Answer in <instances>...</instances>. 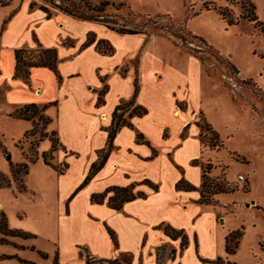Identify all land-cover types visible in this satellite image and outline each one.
Listing matches in <instances>:
<instances>
[{"label": "crops", "instance_id": "1", "mask_svg": "<svg viewBox=\"0 0 264 264\" xmlns=\"http://www.w3.org/2000/svg\"><path fill=\"white\" fill-rule=\"evenodd\" d=\"M31 2L10 0L0 5V104L8 115L29 103L44 107L43 114L50 118L49 127L60 143L51 162H66L67 168L59 173L43 161L41 154L52 142L46 137L40 140V156L24 177L26 191L14 193L22 204L14 212L6 209L8 226L30 237H7L19 249L10 252L15 258H0V264H23L18 259L52 264L55 256L58 264H90V259L105 264L124 253L132 254L130 264L214 260L217 249H225L231 230L220 224L227 221L222 206L231 207L234 202L222 197L230 192L214 195L212 203L199 202L202 164L220 159L230 102L238 104L244 87L228 92L211 85L213 76L224 82L230 78L222 63L202 59L162 33H122L64 11L47 16ZM89 36L91 42H87ZM100 40L107 41L112 51L99 50ZM38 43L55 48L61 79L46 66L31 68L30 84L14 78L15 50L34 49ZM132 99L144 113L129 116L132 106L116 109ZM9 118L19 125L18 138L33 127L30 120ZM203 119L223 141L221 149L203 143L199 124ZM123 120L109 146V128ZM231 154L251 162L236 150ZM103 158L84 183L91 166ZM25 160L17 148L13 161ZM5 173L10 176V168ZM210 176H220L214 166ZM245 178L250 189L252 178ZM181 180L193 188H178ZM12 185L16 189V183ZM128 186L143 195L124 201L120 208L107 202L113 191L103 202L91 200L92 194L110 187ZM165 226L186 235L185 248L181 249L180 237L171 238L165 232Z\"/></svg>", "mask_w": 264, "mask_h": 264}, {"label": "rangeland", "instance_id": "2", "mask_svg": "<svg viewBox=\"0 0 264 264\" xmlns=\"http://www.w3.org/2000/svg\"><path fill=\"white\" fill-rule=\"evenodd\" d=\"M37 6L46 5L51 13L63 11L59 7L53 6L47 0H31ZM59 4L60 0H53ZM122 1L125 6L119 7L118 2ZM256 8L259 20L264 21V0H251ZM92 5L107 3L103 16H99L103 24H109L117 28L136 29L147 34L162 33L181 45L188 48L191 52L202 59H214L222 63L224 70L228 72L229 79L225 82L221 77L213 76L211 85H218L228 89L244 87L245 95L240 97L238 104L230 102L228 129L223 130L222 140L225 148L219 151L220 158L214 166L219 178L234 180L238 183H230L235 190L224 194L225 202L234 204L231 207L222 206L227 211V221L221 226L231 228L230 231L243 228L240 245L232 254H227L224 247L217 249L215 259L202 264H264V34L259 28L254 26L253 21L240 18L239 22L229 25L225 19L213 9H205L204 3L228 9L234 16L238 17L242 12L239 0H185L188 11L195 12V15L187 17L186 6L183 0H89ZM83 8L84 3H79ZM184 24L186 29L205 40V42L219 53L223 61L218 60L203 42L191 40L186 31H179L177 28ZM176 34L183 35L184 38H177ZM229 62L235 65L237 72L232 71ZM214 74H217L214 72ZM219 79V80H218ZM251 79V87L245 86L241 81ZM223 85V86H222ZM232 98V94H230ZM7 108L0 104V140L11 156L13 161L16 158L17 148L20 149L23 157H29L39 149L41 134L46 138L54 139L55 135L49 127V123L43 120L35 121V126L26 136L20 138L19 125L15 124L10 115L6 114ZM235 112V113H234ZM9 116V117H8ZM203 142L207 147L206 138L209 133L205 132ZM50 139V140H51ZM214 147L213 149H216ZM236 150L251 159L250 163L230 151ZM14 162V161H13ZM9 168L6 155L0 149V174L5 173ZM252 178V185L248 189V181L238 178V174ZM9 177V176H8ZM2 185L0 183V202L6 209L15 211L22 203L16 200L17 190L12 185ZM16 183V182H15ZM14 189V190H13ZM237 189V190H236ZM16 191V192H15ZM254 200L250 205V201ZM226 203V204H228ZM250 206H247L246 204ZM27 221L26 224H28ZM22 237V236H21ZM30 237V236H28ZM24 237V238H28ZM0 237V258H15L13 249H19L18 244L12 240L1 241ZM23 238V237H22ZM25 250V249H24ZM7 251V252H6ZM1 253H7L1 255ZM218 256L224 258L225 262H217ZM26 264L24 259H18ZM32 262L31 260H25ZM53 264V263H52ZM90 264H97L90 262ZM105 264H110L106 262Z\"/></svg>", "mask_w": 264, "mask_h": 264}, {"label": "trees", "instance_id": "3", "mask_svg": "<svg viewBox=\"0 0 264 264\" xmlns=\"http://www.w3.org/2000/svg\"><path fill=\"white\" fill-rule=\"evenodd\" d=\"M10 0H0V5H6L9 3ZM50 1L53 6L59 7L64 12L84 20H97V21H104L99 18V16H103L102 12L105 9V6L107 3H101L100 5H92L89 0H60V3L57 4L53 0H47ZM240 1V7L242 9V12L238 17L234 16L228 9H221L220 7H215L214 5H210L209 2L204 3V8L209 10H217V12L221 15L223 19L227 21L229 25L235 24L239 22L240 18L247 19L250 21H253L254 26L259 28L260 32L264 34V21L259 20L258 16L256 14V8L254 3L251 0H239ZM83 2L84 6L83 8H80L79 3ZM35 5L34 2L30 3V6ZM183 5L186 6L185 0H183ZM119 7L125 6V3L122 1L118 2ZM40 8L44 10L47 13V16L51 15V11L48 6L46 5H40ZM186 16H192L198 13L190 12L188 11V7L186 6ZM105 22V21H104ZM108 28L111 29H117L119 32L122 33H137L142 32L140 30L136 29H127V28H117L114 26H111L109 24H106ZM179 31H185L187 30L184 24H181L180 27L177 28ZM186 35H189L191 40H199L204 43L206 46V49L210 51L218 60L223 61L221 56L217 51H214L203 38L194 35L190 31H186ZM177 38H184L181 34H176ZM93 38L91 36L88 37L87 42H91ZM97 47L102 52L109 53L112 51V46L104 40H100L97 42ZM229 64L232 71L237 72L235 65L226 62ZM38 67V66H46L50 69H52L58 76L59 79H61L60 74L57 70V54L55 48H44L41 46V44H37V47L34 49H25V48H18L15 50V73L14 78H22L26 83L30 84V72L32 67ZM242 84L245 86L251 87V79L241 81ZM138 84L137 80H135V91L134 96L137 92ZM103 91L101 92L102 95ZM100 95V98L98 102L102 101V97ZM133 96V97H134ZM133 99L129 101L128 103L120 104L117 106L118 108H127L131 107V110L129 112V116L133 115H140L145 112V109L138 105H133ZM44 107H38L34 103L26 104L22 107H19L15 109L14 111L10 112L9 115L13 118L17 119H25L30 120L33 123V126H35V119L37 117V120H43L44 123H49L50 118L45 116L43 114ZM126 121H120L116 124V126H111L109 128V135H108V141L109 146H111V140L113 137V134L115 130L121 125L124 124ZM201 127V133H202V141L203 137L206 135L205 132L209 133V136L206 138V141H208V145L211 149L214 147H217L215 150H219L223 147V141L220 139L219 135L212 129L210 124L206 122L204 119L199 123ZM33 129V128H32ZM32 129L28 130L24 133L23 136H26L28 132L32 131ZM52 133L55 135L54 139H51L52 145L51 148L48 151H44L41 154V157L43 158V161L46 164L51 165L53 168H55L59 173H62L67 168V163L64 162L62 165H55L51 162L53 159V152L57 150L60 147V143L58 141V138L56 137L55 131H52ZM45 134H41L40 140L45 138ZM140 136H138L139 138ZM204 143V142H203ZM0 149L3 151V153L6 155L7 160L9 162V168H10V176H6L4 174H0V183L2 185H10V183L16 182L17 189L19 191H26V186L24 184V177L27 175L29 171V165L31 163H34L40 156L39 151L36 150L33 154H31L29 157H25L26 160L20 163H15L11 160V156L4 147L2 141L0 140ZM104 158L101 160V163L99 165L93 164L91 166L90 172L87 175V177L84 180V183L87 182L93 174L96 172V170L101 166L103 163ZM212 165L210 163L202 164V170H203V180L200 186V203H212L214 202V195L218 193H227L232 192L235 190V187L232 186L224 177H212L210 176ZM176 186L178 188H193V186L185 183L184 181H179ZM133 186L128 187H110L103 193H95L92 194L91 200L95 202H103L106 198L109 191H113L114 194L109 196L107 199V202L110 206L114 208H120L124 201L130 200L134 198L136 195H143L142 193L135 194L132 190ZM165 232L171 237V238H181V249L185 248L187 245V237L181 230H176L174 228H171L170 226L164 227ZM0 233L3 235L1 238V241H7L9 236H22V237H28L30 236L29 233L17 230V229H11L8 226L7 216L3 210H0ZM112 234V232H111ZM243 234V228H238L236 230L230 231L226 237H225V251L227 254H232L236 251L239 242L240 237ZM113 237V234H112ZM114 238V237H113ZM42 256H46L44 253H42ZM89 259V258H88ZM132 260V254L130 253H124L114 259H109L108 262L110 264H130ZM24 261L26 264H33L29 261ZM90 262H102V260L99 261H91ZM217 262H225L224 258L221 256H218ZM53 264H58L57 256H55L53 260ZM227 264H232L230 262H227Z\"/></svg>", "mask_w": 264, "mask_h": 264}, {"label": "built area", "instance_id": "4", "mask_svg": "<svg viewBox=\"0 0 264 264\" xmlns=\"http://www.w3.org/2000/svg\"><path fill=\"white\" fill-rule=\"evenodd\" d=\"M238 178L239 179H244V176L243 175H238Z\"/></svg>", "mask_w": 264, "mask_h": 264}]
</instances>
